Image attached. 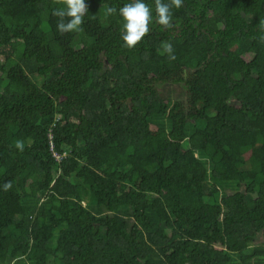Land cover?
<instances>
[{
  "label": "trees",
  "instance_id": "1",
  "mask_svg": "<svg viewBox=\"0 0 264 264\" xmlns=\"http://www.w3.org/2000/svg\"><path fill=\"white\" fill-rule=\"evenodd\" d=\"M130 2L0 0V264H264V0Z\"/></svg>",
  "mask_w": 264,
  "mask_h": 264
},
{
  "label": "clouds",
  "instance_id": "2",
  "mask_svg": "<svg viewBox=\"0 0 264 264\" xmlns=\"http://www.w3.org/2000/svg\"><path fill=\"white\" fill-rule=\"evenodd\" d=\"M56 3L62 5L52 12V15L58 18L56 25L58 33L63 36L82 32L85 17L88 16V5L85 0H56ZM181 7H183V0H154L153 13V8L146 4L145 0H131L118 10L115 7H107L105 14L112 16L118 13L123 18V32L121 33V39L124 41L123 47L133 49L150 33L149 26L153 21L166 30L174 28L173 8L180 9ZM256 27L261 34V42H264V19H260ZM164 51L169 59H175L171 43L164 45ZM16 147L23 150L21 142H17ZM11 187V182H7L4 190L8 191Z\"/></svg>",
  "mask_w": 264,
  "mask_h": 264
},
{
  "label": "rangeland",
  "instance_id": "3",
  "mask_svg": "<svg viewBox=\"0 0 264 264\" xmlns=\"http://www.w3.org/2000/svg\"><path fill=\"white\" fill-rule=\"evenodd\" d=\"M259 242H260L261 244H264V237H263V238L261 237V238L259 239ZM6 264H9V261H7Z\"/></svg>",
  "mask_w": 264,
  "mask_h": 264
},
{
  "label": "built area",
  "instance_id": "4",
  "mask_svg": "<svg viewBox=\"0 0 264 264\" xmlns=\"http://www.w3.org/2000/svg\"><path fill=\"white\" fill-rule=\"evenodd\" d=\"M49 138L51 139V136H49Z\"/></svg>",
  "mask_w": 264,
  "mask_h": 264
}]
</instances>
